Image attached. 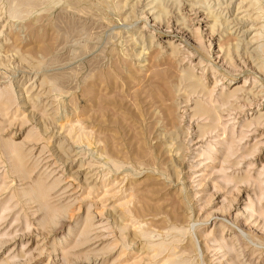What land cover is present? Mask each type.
<instances>
[{
  "label": "rangeland",
  "instance_id": "1",
  "mask_svg": "<svg viewBox=\"0 0 264 264\" xmlns=\"http://www.w3.org/2000/svg\"><path fill=\"white\" fill-rule=\"evenodd\" d=\"M174 263L264 264V0H0V264Z\"/></svg>",
  "mask_w": 264,
  "mask_h": 264
},
{
  "label": "bare ground",
  "instance_id": "2",
  "mask_svg": "<svg viewBox=\"0 0 264 264\" xmlns=\"http://www.w3.org/2000/svg\"><path fill=\"white\" fill-rule=\"evenodd\" d=\"M174 3V2H173ZM37 6V5H36ZM172 8H173V5H172ZM178 9V8H177ZM214 17V20H213V23H214V25L217 23V21H218V19H217V17H215V15L213 16ZM166 18V17H165ZM160 19V18H159ZM220 27V26H219ZM239 44V43H238ZM248 51V50H247ZM142 52V51H141ZM251 53V52H250ZM254 55V54H253ZM58 63V62H57ZM181 75H183V78H184V80H186V79H194V80H196V82H197V85H201V83H200V81L197 79V77L192 73V72H187L186 71V74H181ZM182 81V80H181ZM179 82V81H178ZM152 83V82H151ZM162 86V85H161ZM140 87V86H139ZM197 88V87H196ZM196 90V89H195ZM193 91V92H196V91ZM22 92V91H21ZM66 93V92H65ZM231 96H233L232 94H229V96L228 97H224V102H225V104L227 103V101H228V98L229 97H231ZM197 106H198V104H197ZM201 108H199L196 112H195V115H197L198 117H202V116H204V115H211V112H210V110H208L207 108H205V107H202V105L200 106ZM141 109V108H140ZM143 109V108H142ZM141 117V116H140ZM209 132V131H208ZM15 153H16V157H17V159L18 160H20L21 159V154H20V152L17 150V149H14L13 150ZM11 153V152H10ZM232 155V154H231ZM41 200V199H40ZM243 236V235H242ZM240 240V239H239ZM174 264H179V263H174Z\"/></svg>",
  "mask_w": 264,
  "mask_h": 264
}]
</instances>
